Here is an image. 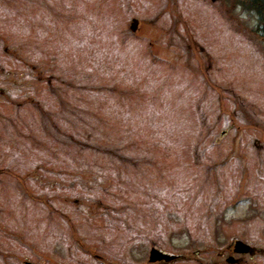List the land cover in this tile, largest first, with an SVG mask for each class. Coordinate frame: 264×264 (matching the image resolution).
<instances>
[{
  "label": "rangeland",
  "instance_id": "1",
  "mask_svg": "<svg viewBox=\"0 0 264 264\" xmlns=\"http://www.w3.org/2000/svg\"><path fill=\"white\" fill-rule=\"evenodd\" d=\"M257 28L240 0H0V264H264Z\"/></svg>",
  "mask_w": 264,
  "mask_h": 264
},
{
  "label": "trees",
  "instance_id": "2",
  "mask_svg": "<svg viewBox=\"0 0 264 264\" xmlns=\"http://www.w3.org/2000/svg\"><path fill=\"white\" fill-rule=\"evenodd\" d=\"M242 4L248 5L258 17L257 32L264 37V0H240Z\"/></svg>",
  "mask_w": 264,
  "mask_h": 264
},
{
  "label": "water",
  "instance_id": "3",
  "mask_svg": "<svg viewBox=\"0 0 264 264\" xmlns=\"http://www.w3.org/2000/svg\"><path fill=\"white\" fill-rule=\"evenodd\" d=\"M137 28H138V21L135 19V20H133V23L131 25V30L133 32H135L137 30ZM238 247H241V243L240 242H238ZM239 250H240V248L237 249V251H239ZM167 257L168 256L164 255L163 253H161L159 250H157L155 248L151 251V261H153V262H155L157 260H163V259H165ZM173 259H174V257H169L167 259V261H170V260H173Z\"/></svg>",
  "mask_w": 264,
  "mask_h": 264
}]
</instances>
